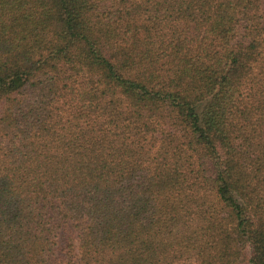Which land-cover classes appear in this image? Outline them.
I'll return each mask as SVG.
<instances>
[{"label": "trees", "instance_id": "16d2710c", "mask_svg": "<svg viewBox=\"0 0 264 264\" xmlns=\"http://www.w3.org/2000/svg\"><path fill=\"white\" fill-rule=\"evenodd\" d=\"M0 264H264V0H0Z\"/></svg>", "mask_w": 264, "mask_h": 264}]
</instances>
